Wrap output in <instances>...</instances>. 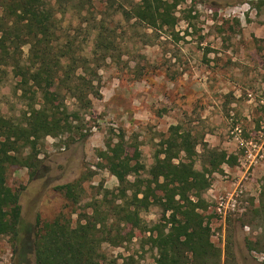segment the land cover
<instances>
[{"label":"rangeland","instance_id":"374dc122","mask_svg":"<svg viewBox=\"0 0 264 264\" xmlns=\"http://www.w3.org/2000/svg\"><path fill=\"white\" fill-rule=\"evenodd\" d=\"M45 3L57 12L60 40H89V54L96 37L92 29L103 20L117 49L99 71L101 97L85 115L88 136L47 137L40 147V170L10 168L6 183L21 191L23 221L34 225L37 216L44 222L63 214L75 226L95 205L121 203L119 181L106 159L109 145L121 144L122 155L142 166L126 186L140 178L145 190L155 154L178 126L193 134L198 154L207 145L237 158L235 166L224 165L210 177L211 186L203 194L207 214L213 215L212 240L225 258V242L233 233L236 264H264V256L248 251L245 243H254L259 234L252 222L264 186V0H182L176 26L163 31L125 20L117 7L108 8V0H95L92 14L86 9L79 14L71 3ZM62 8L68 10L63 13ZM22 51L26 65L29 47ZM15 73L12 66L0 71V116L18 121L33 95L23 97ZM68 104L72 109V101ZM195 160L201 169L200 158ZM75 181L84 188L76 205L56 190ZM164 194L155 189L140 213L146 231L131 224L116 228L125 239L103 244L106 259L101 264H156L158 253L149 237L170 216L157 202ZM0 264H18L7 236L0 237ZM29 264H35L34 257Z\"/></svg>","mask_w":264,"mask_h":264},{"label":"trees","instance_id":"16d2710c","mask_svg":"<svg viewBox=\"0 0 264 264\" xmlns=\"http://www.w3.org/2000/svg\"><path fill=\"white\" fill-rule=\"evenodd\" d=\"M58 1L60 7L71 3L70 8L79 14L85 9L92 14L91 9L95 8V0H76L77 4L75 0ZM116 1L108 0V8L117 7L116 12L125 20L136 19L155 31H163L176 26V11L182 0H130L129 8L125 6L128 0H119V4ZM0 7V71L12 66L23 97L33 95L22 119L0 116V237L12 240L18 264H29L30 257H34L35 264H101L106 259L103 244L118 245L125 239L116 230L121 224L146 231L141 228L140 213L148 208L146 201L155 189L167 193L157 202L166 213L171 212L166 224L157 226L149 237L158 253L156 264H236L233 233L225 242V258L221 248L213 243V215L207 214L203 194L211 186L210 177L220 173L224 165L235 166L237 158L207 145L198 154L193 134L178 126L170 129L162 150L155 154L145 190L139 186L144 182L140 178L131 188L126 186L129 177L137 175L142 166L132 165L122 155L121 144L109 145L111 154L107 153L106 159L119 181L121 203L97 204L75 226L63 214L44 222L37 216L34 225L23 221L21 191L6 183L10 168L22 166L33 173L40 170V147L47 137L88 136L84 132L85 115L93 108V100L101 97L99 71L117 46L103 20L92 29L96 37L89 54L85 53L89 40H60L57 12L45 0H0ZM66 10L62 8L63 13ZM25 46L29 47L26 65L21 59ZM68 101H72V109ZM195 157L200 158L201 169L196 168ZM81 184L66 183L56 190L76 205L84 193ZM141 194L143 198H139ZM260 204L252 222L259 234L254 243L248 239L245 243L248 251L264 256V186Z\"/></svg>","mask_w":264,"mask_h":264}]
</instances>
